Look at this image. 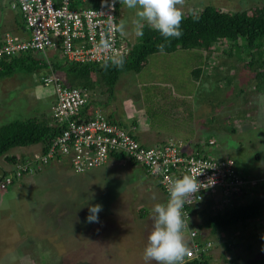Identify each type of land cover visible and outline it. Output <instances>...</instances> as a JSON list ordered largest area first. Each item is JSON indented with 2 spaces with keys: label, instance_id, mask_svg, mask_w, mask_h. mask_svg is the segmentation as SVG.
Returning <instances> with one entry per match:
<instances>
[{
  "label": "rangeland",
  "instance_id": "374dc122",
  "mask_svg": "<svg viewBox=\"0 0 264 264\" xmlns=\"http://www.w3.org/2000/svg\"><path fill=\"white\" fill-rule=\"evenodd\" d=\"M210 4L243 11L264 6V0H185L184 12L200 11ZM134 18L135 11L128 9L120 19L125 22L121 37L132 46L137 39ZM40 54L34 56H46ZM198 59L197 52L179 48L155 54L143 68L121 74L112 92L121 97L116 103L114 99L108 102L114 107L119 104L116 122L128 128L143 118L149 129L139 128L138 135L147 145L171 138L186 146L192 143V150L196 147L201 155L233 158L245 177L264 181V87L254 95L247 88H256L255 81L247 79L239 85L245 88L243 94L229 89L226 94L217 91L207 95L212 84H201L190 73L200 63ZM43 60L30 72L17 67L13 76L0 78V127L15 120L42 119L45 114L52 118L55 91L42 82V77L50 75L47 60ZM108 97L106 90L103 95L97 92L95 106L99 101L105 104ZM245 98L248 104L241 110ZM222 99L220 111L217 106ZM211 139L214 145H209ZM40 149L41 145H36L11 152L31 157ZM6 164L0 160V166ZM36 175L23 179L22 185L18 181L8 190H0V264H145L143 251L152 229L153 205L167 199L143 166L127 158L75 174L65 161ZM96 204L102 206L99 222L89 223V207ZM200 220L195 216L199 225ZM258 223L240 222L234 226L237 233L220 231V240L211 236L215 243L211 264H249L255 260L264 264V227L259 228ZM202 231L210 236L206 229ZM185 235L190 242L187 230Z\"/></svg>",
  "mask_w": 264,
  "mask_h": 264
},
{
  "label": "trees",
  "instance_id": "16d2710c",
  "mask_svg": "<svg viewBox=\"0 0 264 264\" xmlns=\"http://www.w3.org/2000/svg\"><path fill=\"white\" fill-rule=\"evenodd\" d=\"M123 9L127 10L126 7L118 3L117 25L120 23L119 15ZM193 11L185 13L181 24L183 35L178 39L169 38L166 42L157 30L146 25L143 29V36H137L130 53L121 56L124 59L122 68L114 66L113 60L108 63L81 64L70 62L65 58L52 59L51 66L55 72L65 74L68 84H65L66 86L69 87L70 85L71 87L86 89L90 93L91 104H97L95 101L97 92H101L103 95L104 90H106L109 97H112V92L117 87L120 75L131 72L137 67L143 68L150 57L161 53L158 50V45L166 43L164 50L166 53H171L179 48L182 51H195L198 53V60L201 61L194 68H191L190 73L193 79L199 80L201 84L203 81H208L212 84V88L207 90V95L215 94L217 91H222L226 94L229 89L233 90L232 92L235 94H243L245 88L239 85H241L243 80L247 81V79L250 82L254 80L256 86V88H247V90H251L254 95H259L261 88L264 87V6L257 5L247 10L235 11L210 4L200 11ZM119 34L121 36V31H119ZM2 44L4 45V43ZM43 58H37L32 51L15 57H5L0 60V78L3 77L5 79L4 77L8 75L9 77L13 76L17 67L30 72L33 70L34 65L43 63L40 62L44 61ZM105 64L108 65L107 68L103 67ZM49 67L47 63V68ZM208 69H211V71H207ZM247 96L245 97L247 98ZM246 98L245 105L240 108L241 110L248 104ZM218 101L220 106H217V109L219 108L221 111L225 100ZM96 106H99V104ZM248 112L247 110L246 114ZM86 113L87 111L82 112L83 115ZM139 128L149 129L148 123L143 118L140 121L135 120L127 130L131 131L135 138H138L140 135H138ZM65 129V124L59 125L56 119L48 117L46 114L43 115L42 119L34 117L26 120H15L2 125L0 127V160H4L8 164L0 166V180L10 176L14 180L12 186L18 181L22 185V180L29 175L40 174V172L50 167L53 161L47 164L43 162L42 167L40 160L36 156L39 154L41 156L46 155L51 141ZM171 140L182 142V140L171 138L159 144H164ZM140 142L144 148L157 145H147L145 141ZM36 145H41V151L35 152L31 157L27 154L18 156V154L11 152L16 148ZM113 158L115 161H123L129 158L133 164L143 166L132 155L124 152L114 153ZM56 159L61 163L67 162L61 156L56 157ZM36 166H41L42 169L38 170ZM21 167L23 168L22 170H20ZM144 169L149 176L155 178L157 185L161 188V176H152L145 167ZM173 169L171 172L174 174L176 169ZM18 171L21 174L18 175ZM257 186L242 190L243 192L241 193L230 191L226 196L218 197L219 199L209 197L202 204L188 206L191 223L189 226H192L199 234L196 241L204 244L203 237L206 234H204L202 229H206L209 231L210 236H214V238L216 236L220 240V238H223L219 237L220 231L226 233L232 229L231 233H235L236 229L234 226L236 224L247 222L251 218L259 220V228L264 227V181L260 183L259 187ZM227 199L230 202H226ZM209 204L213 205L214 208L208 209L207 205ZM204 213L206 218H204ZM197 215L203 221L200 220L202 222L200 225L195 221V216ZM262 236L264 237V235ZM211 258L212 256L204 253L202 261L193 259L185 264H211ZM262 260L264 261V259ZM249 264H258V260L250 261Z\"/></svg>",
  "mask_w": 264,
  "mask_h": 264
},
{
  "label": "built area",
  "instance_id": "2783aa9c",
  "mask_svg": "<svg viewBox=\"0 0 264 264\" xmlns=\"http://www.w3.org/2000/svg\"><path fill=\"white\" fill-rule=\"evenodd\" d=\"M118 3V0H17L13 8L18 7L23 13L30 37L18 41L7 33L3 37L4 45L0 46V60L24 51H46L58 46L64 56L74 63H108L128 55L131 46L115 27L110 31L107 24L108 15L115 18L116 24ZM102 39L109 41L111 47H99ZM45 84L53 86L56 93V102L51 108L52 117L59 125L65 124L66 129L51 141L46 155L36 156L42 167L43 162H58L56 157L61 156L75 173L85 174L107 164L114 153L124 152L132 155L150 175L161 176V188L167 200L169 186L184 174L197 176V180L204 184L214 181L210 186L201 188L197 197L185 204L189 224L188 206L202 204L209 197L219 199L230 191L241 193L263 181L245 177L247 174L233 158H208L196 149L186 147L184 142L171 140L144 148L131 131L110 120L102 111L87 110L89 99L79 90L65 86L56 77L45 78ZM83 111L87 113L83 115ZM214 144V140L209 141V145ZM41 166L36 167L39 170ZM173 168L176 169L174 174L171 172ZM18 172V175L21 174ZM13 183L10 176L0 180V190H7ZM226 202L230 201L227 199ZM188 227L191 254L184 263L192 259L202 261L203 254L212 244L197 242L198 231Z\"/></svg>",
  "mask_w": 264,
  "mask_h": 264
},
{
  "label": "clouds",
  "instance_id": "9594fccd",
  "mask_svg": "<svg viewBox=\"0 0 264 264\" xmlns=\"http://www.w3.org/2000/svg\"><path fill=\"white\" fill-rule=\"evenodd\" d=\"M118 2L127 9L135 11V18L133 19L132 24L134 25L135 34L137 36H143V29L145 25L157 30L166 42L169 38L178 39L183 35L181 24L185 17V0H118ZM107 24L110 31L113 27H115L117 31H122L125 26V22L123 20L120 21L119 25H116L115 18L111 15H108ZM122 39L124 38L122 37ZM124 41L130 45L129 41L126 39H124ZM130 46L132 47V45ZM99 47L107 49L111 47V44L109 41L102 39ZM165 47L166 43L159 44L158 50L163 54ZM56 48L59 52H61V58L67 59L61 51V47L58 46ZM56 48L48 49L46 51L37 50L39 53L46 54L44 58L50 66V75H47L42 79L45 86H47L45 84V78L48 77H56L60 79V82L64 85L67 84L65 74L62 72H55L51 66L52 58L49 56L48 51L55 50ZM112 63L114 66L122 68L124 65V59L123 57H120L118 59H114ZM103 67L107 68L108 65L105 64ZM58 73H62L64 76H59ZM69 87L79 90L89 99L87 110H99L95 104H91L90 93L86 89L71 87L70 85ZM52 88L54 89L53 86ZM102 112L107 116L104 111ZM53 164H55V162H53ZM211 183H214V181H211ZM210 184L199 182L197 180V176L184 174L182 178L174 180L169 186L168 200L164 203H155L153 205L152 229L147 237V244L143 251V260L145 264H153V262L154 264H185V258L191 254L190 242L185 235L186 230L189 229V216L188 214L186 216L184 211L185 204L192 198L197 197V193L201 188H206L210 186ZM198 198L202 199V197ZM101 211L102 206L99 204L90 206V214L87 217V222L98 223V214ZM251 221L253 225V221L257 220L251 219ZM247 229H249V226H247ZM209 238L212 237L205 235L203 237V241L205 244H212V247L208 250V252H205L208 256H212L214 253L215 243Z\"/></svg>",
  "mask_w": 264,
  "mask_h": 264
},
{
  "label": "crops",
  "instance_id": "0c3cea01",
  "mask_svg": "<svg viewBox=\"0 0 264 264\" xmlns=\"http://www.w3.org/2000/svg\"><path fill=\"white\" fill-rule=\"evenodd\" d=\"M15 2H17V0H0V24L2 26V27H0V43H1V45L3 42V37L7 33H11L14 36V38L18 41H25L30 37V33H29L28 28L26 26L22 12L18 9V7L13 8V4H15ZM80 5H82V4H80ZM127 12H128V9L127 10L123 9V11L119 15V19L124 17L127 14ZM30 51H32L33 54L36 56L41 55L37 50H29V51H24V52L18 53L16 56H19L23 53H29ZM50 53H52V54L49 56L52 58L54 57V60H57V59H59V57H62L61 52H59L57 48L55 50L48 51V54H50ZM56 55L58 56V58L55 57ZM48 70L50 71V68H48ZM44 77H42V79ZM120 97L121 96L116 97L113 95L112 97H108V101L105 102V104H102L101 101L98 102V103H100L98 106L99 108H101L100 110H102V111L107 110L108 111L107 116L110 120L113 119L116 121V119L114 118V115H115V113H118V108H120V107H119V104L117 103V104H115V107H116L115 108L113 103H116V101H117L116 98L119 99ZM110 99H112V100L114 99L112 101L113 102L112 104L108 103ZM55 101H56V97L52 100V104H51L52 106H53V104H55ZM52 106H51V108H52ZM134 122H135V120L133 121V123ZM149 137L155 138V135H150ZM187 145L190 149H193L192 143L187 144ZM195 149H196V147L194 148V150ZM111 161H115V159L111 158L109 160V162H111ZM109 162L106 165H108ZM56 163L57 162H55V164ZM34 176H37V175H33L31 177H34Z\"/></svg>",
  "mask_w": 264,
  "mask_h": 264
}]
</instances>
